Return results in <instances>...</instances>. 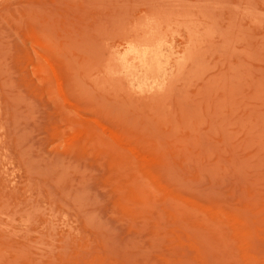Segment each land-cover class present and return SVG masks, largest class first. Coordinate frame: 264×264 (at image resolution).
<instances>
[{
    "label": "rangeland",
    "instance_id": "rangeland-1",
    "mask_svg": "<svg viewBox=\"0 0 264 264\" xmlns=\"http://www.w3.org/2000/svg\"><path fill=\"white\" fill-rule=\"evenodd\" d=\"M0 264H264V0H0Z\"/></svg>",
    "mask_w": 264,
    "mask_h": 264
}]
</instances>
